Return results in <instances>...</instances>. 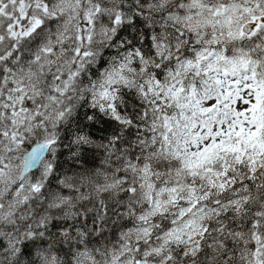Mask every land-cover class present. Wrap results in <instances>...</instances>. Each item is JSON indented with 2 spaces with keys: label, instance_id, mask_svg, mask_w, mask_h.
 Returning a JSON list of instances; mask_svg holds the SVG:
<instances>
[{
  "label": "snow or ice",
  "instance_id": "1",
  "mask_svg": "<svg viewBox=\"0 0 264 264\" xmlns=\"http://www.w3.org/2000/svg\"><path fill=\"white\" fill-rule=\"evenodd\" d=\"M0 264H264V0H0Z\"/></svg>",
  "mask_w": 264,
  "mask_h": 264
}]
</instances>
